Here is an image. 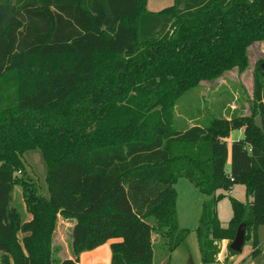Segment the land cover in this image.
I'll return each instance as SVG.
<instances>
[{
    "label": "trees",
    "instance_id": "obj_1",
    "mask_svg": "<svg viewBox=\"0 0 264 264\" xmlns=\"http://www.w3.org/2000/svg\"><path fill=\"white\" fill-rule=\"evenodd\" d=\"M146 0H0V252L3 264H80L111 243L109 264H155L153 233L168 252L180 227L176 183L208 198L196 228L202 261L228 253L240 224L259 251L264 224V70L254 74V114L175 125V106L202 81L248 66L264 40V0H175L148 12ZM242 138L228 143L232 131ZM39 149L48 196L17 172ZM230 158V171L227 162ZM228 226L217 203L234 184ZM22 187L29 220L13 204ZM74 220L72 257L55 258L59 217ZM164 264H170L166 258Z\"/></svg>",
    "mask_w": 264,
    "mask_h": 264
},
{
    "label": "rangeland",
    "instance_id": "obj_2",
    "mask_svg": "<svg viewBox=\"0 0 264 264\" xmlns=\"http://www.w3.org/2000/svg\"><path fill=\"white\" fill-rule=\"evenodd\" d=\"M175 0H146L145 9L148 12H160L173 7ZM248 66L244 70L230 69L214 80L202 81L199 86L185 92L175 106V125L186 128L193 124H207L216 116L232 117L238 115L252 116L254 114L253 85L254 74L258 69L264 70V40L252 44L248 50ZM264 72V71H263ZM240 130H234L228 143L234 139L242 138ZM23 158L26 162L24 171L17 172L20 178L32 182L36 190L48 196L46 183V164L39 149L27 151ZM231 160L228 159L227 170L230 171ZM177 190V210L180 227L189 229L187 239L172 252H168L164 241L157 233H153L155 240L154 263L160 264L166 258L170 264H189L193 259L194 264H202V254L197 239L196 228L202 212L203 202L208 198L188 178L182 177L175 185ZM217 203L218 217L223 226H228L233 215L231 196L246 202L251 199L247 195L244 184L236 183L225 192ZM13 204L22 213L23 218L29 220L32 214L27 210L22 193V187L15 185L13 190ZM73 220L59 217L57 228L53 236V252L55 258L68 257L70 252L71 230ZM258 239L264 256V224L257 228ZM111 241L108 240L99 246L79 254L81 264L109 263L111 261ZM0 252V264H3ZM253 253L252 238L245 239L241 252L230 254L228 264H237L236 260L247 257L251 259ZM108 256V257H107ZM264 264L263 257L257 259ZM108 261V262H107ZM165 263V261H163ZM241 263V262H240ZM209 264H218L212 262ZM247 264V263H245Z\"/></svg>",
    "mask_w": 264,
    "mask_h": 264
},
{
    "label": "crops",
    "instance_id": "obj_3",
    "mask_svg": "<svg viewBox=\"0 0 264 264\" xmlns=\"http://www.w3.org/2000/svg\"><path fill=\"white\" fill-rule=\"evenodd\" d=\"M240 131L243 132L242 130H240ZM230 138H231V136H230ZM202 209H203V206H202ZM73 225H74V220H73ZM110 241L113 242L115 240H110ZM216 244H217V248H218V254H217V258H216L215 262L218 263V264H228V260H229V257H228L229 256V253H228L229 240L228 239L218 240V241H216ZM253 253H254V247H253ZM262 253H263V250L261 248V245L259 244V251L257 253H254L255 255L252 256L251 259H247V257H246V258H244L242 260H239V261L237 259L236 262H237V264H245V263H247V264H261L260 262H258L257 259H259L260 257H263V259H264V256H260ZM111 254H112V252H111ZM68 257H72V255L71 254L68 255ZM111 258H112V255H111ZM109 263H99V264H109ZM80 264H81V261H80ZM160 264H164L163 261ZM202 264H205V263L202 262Z\"/></svg>",
    "mask_w": 264,
    "mask_h": 264
},
{
    "label": "water",
    "instance_id": "obj_4",
    "mask_svg": "<svg viewBox=\"0 0 264 264\" xmlns=\"http://www.w3.org/2000/svg\"><path fill=\"white\" fill-rule=\"evenodd\" d=\"M254 123L257 128L264 130L263 118L260 114L255 118ZM245 236H246V224L242 223L239 225L235 238L230 244L231 249H233L236 252H241L245 242ZM189 264H194L192 258L190 259Z\"/></svg>",
    "mask_w": 264,
    "mask_h": 264
}]
</instances>
